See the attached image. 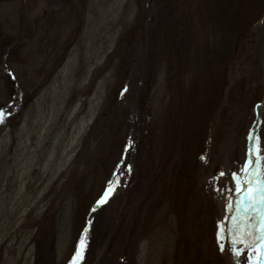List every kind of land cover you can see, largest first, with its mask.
Returning <instances> with one entry per match:
<instances>
[{"label": "rangeland", "instance_id": "obj_1", "mask_svg": "<svg viewBox=\"0 0 264 264\" xmlns=\"http://www.w3.org/2000/svg\"><path fill=\"white\" fill-rule=\"evenodd\" d=\"M263 88L264 0H0V264H257Z\"/></svg>", "mask_w": 264, "mask_h": 264}, {"label": "snow or ice", "instance_id": "obj_2", "mask_svg": "<svg viewBox=\"0 0 264 264\" xmlns=\"http://www.w3.org/2000/svg\"><path fill=\"white\" fill-rule=\"evenodd\" d=\"M6 118V113L4 110H0V124L4 123ZM251 147L249 149V159L242 171L247 173L248 169L252 166V164L255 162L256 164H259L261 159H264V152H262V142L261 138L255 135H250L249 137ZM225 173L221 172L220 176L223 177ZM232 180L235 185L234 189H229V191H234L237 199L239 201L240 205H244L243 211L245 213H248L249 210L257 203L264 202V196H260V199L257 200V195L264 191V189L260 188H254L251 186H248L250 182L246 179L240 178L237 174H232ZM115 183V182H113ZM114 191V187L110 186L108 190L105 191L102 198L97 201V205H103L107 202L110 194ZM228 210H232L233 204L231 200H229L227 204ZM95 210V209H93ZM251 217H249V220ZM243 223L238 225H234L233 227L236 229L235 235L237 236V240L233 243H240L244 244L247 237L251 236V232L243 229ZM231 231V229L229 230ZM86 236L87 233L85 232L84 237L80 240V246L76 252L75 257L73 258L72 264H77L78 260L83 258V249L86 246ZM259 240V244L256 243L255 240H252L248 243L249 247H254L257 250V264H260L261 260H264V253L260 252V249L264 248V232L261 233V235L257 238ZM222 250H223V246ZM235 255L239 256L241 253L239 251H235Z\"/></svg>", "mask_w": 264, "mask_h": 264}, {"label": "bare ground", "instance_id": "obj_3", "mask_svg": "<svg viewBox=\"0 0 264 264\" xmlns=\"http://www.w3.org/2000/svg\"><path fill=\"white\" fill-rule=\"evenodd\" d=\"M248 159H249V153H248L247 162H248ZM246 180H248L250 182V184L248 186L256 188L254 185V181H253V175H252L251 167L247 171ZM263 189H264V183H263ZM260 196H264V191H261V194L257 195L256 199L259 200ZM253 207L256 208V210L258 212L259 229L257 232V236L259 237L261 235V233L264 232V202L257 203ZM260 252L264 253V248L260 249ZM260 264H264V260H261Z\"/></svg>", "mask_w": 264, "mask_h": 264}, {"label": "trees", "instance_id": "obj_4", "mask_svg": "<svg viewBox=\"0 0 264 264\" xmlns=\"http://www.w3.org/2000/svg\"><path fill=\"white\" fill-rule=\"evenodd\" d=\"M263 94H264V88L262 89L261 93L259 94L258 101H261Z\"/></svg>", "mask_w": 264, "mask_h": 264}, {"label": "water", "instance_id": "obj_5", "mask_svg": "<svg viewBox=\"0 0 264 264\" xmlns=\"http://www.w3.org/2000/svg\"><path fill=\"white\" fill-rule=\"evenodd\" d=\"M263 101H264V97H263ZM262 103V102H261ZM260 103V104H261ZM255 127V126H254ZM254 127L252 128V130L254 129ZM252 130L250 131V135L252 134ZM250 137V136H249ZM248 155V154H247Z\"/></svg>", "mask_w": 264, "mask_h": 264}]
</instances>
